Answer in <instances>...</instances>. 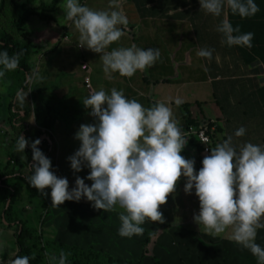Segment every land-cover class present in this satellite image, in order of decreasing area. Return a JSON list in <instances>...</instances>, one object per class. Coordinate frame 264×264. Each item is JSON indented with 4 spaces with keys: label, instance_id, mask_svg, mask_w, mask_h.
<instances>
[{
    "label": "clouds",
    "instance_id": "1",
    "mask_svg": "<svg viewBox=\"0 0 264 264\" xmlns=\"http://www.w3.org/2000/svg\"><path fill=\"white\" fill-rule=\"evenodd\" d=\"M199 9L212 16H221L224 9L240 18L252 17L259 8L255 0H198ZM64 19L71 22L79 33V46L100 54L102 71L109 78L112 73L131 77L137 71L151 67L160 56L157 48H140L135 44L114 47L125 33L128 19L119 10V0H110L109 7L116 10H92L79 0H63ZM216 31L222 34L227 46L252 47L253 33L238 35L225 18ZM22 53L11 56L0 50V77L5 71L16 70ZM197 55L212 59V49L201 48ZM34 77L26 76V82ZM26 93L17 90L15 98L21 104ZM179 106L183 101L175 98ZM94 123L81 124L74 133L79 147L66 159L73 173L84 166L88 174L75 177L69 189L65 177H57L51 169L50 159L37 147V138L29 143L23 135L16 140V151L31 149L28 185L43 194L45 188L51 205L57 207L65 201L78 202L81 197L91 202L94 209L104 212L115 206L123 209L118 215V235L131 238L144 232L146 220L163 223L158 210L168 196L174 193L175 184L183 176V191L198 199V212L192 219L212 236L229 233V239L264 264V247L255 242L258 229L264 228V144L244 142L233 144V136L241 137L245 128L236 129L233 136L209 149L194 171V160L180 155L187 144L182 128L173 117L168 104L155 102L144 107L135 99L124 96L115 88L106 92L94 90L82 102ZM91 181V185L84 183ZM61 251L58 256H48V264H68ZM29 256H15L7 264H29Z\"/></svg>",
    "mask_w": 264,
    "mask_h": 264
},
{
    "label": "crops",
    "instance_id": "2",
    "mask_svg": "<svg viewBox=\"0 0 264 264\" xmlns=\"http://www.w3.org/2000/svg\"><path fill=\"white\" fill-rule=\"evenodd\" d=\"M59 1L51 0L46 3L36 0L34 4L38 5L31 6L32 9L38 10L45 7L47 10L43 15L46 17L30 14L22 26L23 31L27 30V33L42 31L50 41L48 47L51 48L62 34V27L68 29V37L69 34L76 35L69 38L70 41L79 37V33L71 22H59L56 19L55 14L60 10ZM89 1L79 0L81 4L92 10H105L108 3V0H94L93 4ZM101 3L103 6L100 7ZM119 9L130 23L124 35L111 44L106 51L114 47H128L135 44L140 48H157L160 56L151 67L143 72L137 71L131 77H121L117 73H112L109 78L102 71L100 54L79 46L80 51L90 54L91 58L86 62L90 68L89 71H93L91 68L93 65L100 67L98 73L101 77V86L95 87L96 90L101 88L106 92L112 88L122 90L125 97L137 100L144 107H146L145 101L150 105L157 101L168 104L173 117L187 138V144L180 155L194 160V171L201 167L200 162L203 157L209 155V153L201 154L203 146L200 144L202 148L198 147V140L194 134V130L200 125L209 124L213 127L210 133L212 142L209 146L211 149L228 136H233L234 131L245 124L244 120L250 116L257 129L245 132L241 137L233 136V144L241 145L236 143L243 139L253 144H264V109L258 94V89L264 85V65L260 60L246 64L239 46L229 47L222 43V34L216 31V27L222 19L228 20L226 8L221 16H212L199 9L198 0H119ZM49 29L52 32H48ZM78 44L79 40L77 46ZM201 48L212 49L211 60L197 55ZM62 51L61 49L55 51L57 54L46 55L45 66L48 74L57 62H62L60 59L64 55ZM60 70L57 75L63 72L61 76L63 81L71 76L68 67H62ZM139 75L142 80L133 81L132 78ZM74 86L68 88L65 96L61 98L64 105H69L63 114L67 115L71 112L70 123L68 124L63 118L60 121V128L57 127V122L55 130L50 129L51 134L54 132L57 137L58 135L60 137L61 151L64 156L61 163L67 167L65 172H60V174L68 180L69 189L74 187L76 176L83 178L89 171V169L81 168L80 172L73 173L69 167L66 158L79 147L78 140L74 139V133L82 123L91 124L95 120L89 115L90 111L87 114L82 110L83 100L80 103L76 102ZM79 88L82 87L79 85ZM70 94L72 97H69ZM177 97L183 101L179 106L172 103ZM74 116L77 119L71 120ZM235 116L241 118L238 119ZM189 127L193 128L192 132ZM217 134L220 135L219 139L216 138ZM70 143H73V149H69ZM57 156L55 154L56 160ZM184 182L185 178L181 176L175 184L174 192L178 194L174 211L175 218H178L176 225L180 226V230L187 229L190 233L195 232V227L202 231V228L204 230L203 225L198 226L192 219L199 210L198 199L192 193H184ZM84 183L91 185L89 180H85ZM224 234L225 237H229L228 232ZM203 235L206 238L212 236L207 232ZM256 239H261L260 246L264 247V228L257 230L255 242ZM176 246L178 244L175 242ZM176 249L183 256L182 250L178 247ZM9 259L10 257L4 261L0 260V264H6Z\"/></svg>",
    "mask_w": 264,
    "mask_h": 264
},
{
    "label": "rangeland",
    "instance_id": "3",
    "mask_svg": "<svg viewBox=\"0 0 264 264\" xmlns=\"http://www.w3.org/2000/svg\"><path fill=\"white\" fill-rule=\"evenodd\" d=\"M42 1L46 3L51 2V0ZM89 2L93 4L95 1L90 0ZM109 4L110 0H108L105 10H116L114 8H110ZM35 5L38 4H33L32 6ZM101 6H103L102 3L100 4V7ZM59 7L60 10L57 14H55V17L59 22H65L66 20L63 18V0L59 1ZM29 8H31V6ZM32 14H35L38 17L42 16L41 10L32 11ZM67 23H69V21ZM129 23L130 22L128 21V24ZM2 24L5 28L6 23L4 24L3 22ZM42 25L45 26V24ZM129 27L131 28L130 25ZM57 28L59 29V27ZM48 32H52V30L49 29ZM58 33L60 34V31ZM27 34L28 41L34 47L39 46L36 47L39 51L36 54H33L29 61L32 64L30 71L32 76V74L36 75L42 72V69L45 66V59L47 58L46 55L51 56L57 53H55V50H52L53 47H48V43L50 41H48L42 31L39 33L31 31ZM72 36L76 35L69 34V38ZM61 38L62 34H60L58 38L61 42L58 46L63 50L62 53L64 54L60 57L62 62H57L52 70H50L51 73L46 78V83L52 82L62 67H68L70 69V72H68L71 76H69L65 81L61 79L59 86L55 88V93L60 98H63L66 93L65 91L75 85L74 95L76 97V102L80 103V101L84 100L91 94L92 91L96 90L95 87L101 86V77L98 73V71H100V67L98 65L91 66V68H93L92 72L82 70L80 60L85 59L86 54L80 51L78 48L79 45L77 46L79 37L72 41H62ZM83 76H88L90 88L85 87ZM132 79L133 81L138 79L142 80L141 75ZM79 85L82 88H79ZM27 92L28 91H25L24 93L27 95ZM69 97H72V95L70 94ZM2 105L6 106V102ZM82 110L86 111L87 114L88 111H90V109H86L84 106L82 107ZM0 111V122H4L6 117L5 108L0 106ZM236 118L240 119L241 117ZM252 120L253 118L250 116H247L244 120L243 123L245 124L242 126L245 128V132L257 129L256 124L253 123ZM26 122L29 126V133H27V135L33 134L32 132L35 133L34 128L37 126V118L31 115ZM82 124L86 123L84 122ZM5 126L6 125L0 126V171L4 168L9 171L12 169V166L16 164L23 168V173L28 174L26 168L24 167L25 157L23 152H18L17 156H13L11 154L13 144H9L8 146L7 144H5V146L1 144L3 143L2 141H7L9 143L8 135L7 137L5 136L8 127ZM46 137L47 136L41 138L44 139ZM216 138L219 139L220 135L217 134ZM52 140L53 142H51L50 145L53 149L54 156L55 154L58 155L57 163L59 164V171L64 173L67 167L61 163L64 156L61 151V141L59 135L57 137L56 133L52 132ZM28 142L31 143L30 141ZM244 142L245 141L243 139L238 141L236 144H242ZM77 145L79 146V141L77 142ZM25 147L28 146L26 145ZM68 147L69 149H73V143H70ZM81 168L86 167L82 166ZM55 173L57 177H61V174L57 170H55ZM49 191L50 189L45 188L43 190V194H41V192L35 190L31 200L24 198L20 202V209L23 212V216L27 221L28 227L34 230V235H37L35 237L40 246H37L36 248H43L42 252L40 251L39 254L40 259H44L43 264H48V256L50 253L59 255L61 251H64L66 254L70 253V255L67 256V261L74 259L77 264H114L116 259L136 260L138 258L140 252V242L143 240L144 234L142 233L139 236L133 235L131 238L121 237L118 235L117 230L120 226L118 215L123 211V209L119 208V206H115L113 210L104 212L100 209H94L91 202L86 201L83 197H81L78 202L65 201L63 204L53 207L47 195ZM177 201L178 194H175V192L170 194L166 202L163 205H160L158 209L162 213L164 222L158 223L146 220L142 226L151 230H155L158 227L163 228L165 226H169L168 233L171 236L172 242L174 244L175 242L178 244L176 247L182 250V257L185 260L184 264H257L256 257H254L248 250L242 248L235 242H232L228 236L225 237V234L206 238L205 235H203L206 233L203 228L202 231H200L197 227H195L194 233H190L187 229L183 228L180 230V226L177 227L176 225L178 218H175L174 214L177 206L175 202ZM46 204L48 205L49 215L47 218H44L41 215V212L42 206ZM13 232V228L0 226V252H2V254L6 250L14 249V244L12 243L11 238V236H13ZM40 234H42V236H40ZM225 238H227L226 242ZM59 243L63 247L58 246ZM256 243L261 245V239H256ZM72 246H76L75 250L66 249H73ZM149 247V251H152L151 248L153 247V243L150 244ZM179 255L181 256V252H179ZM145 264H154V262L152 259L148 258Z\"/></svg>",
    "mask_w": 264,
    "mask_h": 264
},
{
    "label": "trees",
    "instance_id": "4",
    "mask_svg": "<svg viewBox=\"0 0 264 264\" xmlns=\"http://www.w3.org/2000/svg\"><path fill=\"white\" fill-rule=\"evenodd\" d=\"M36 0H0V50L6 51L9 56L22 53L19 57V64L16 70L5 71L3 77H0V106L5 108L6 117L4 122H0V126L8 127L5 136L9 137V143L2 141V145H12L11 154L17 156L16 140L19 135H23L26 140L32 142L39 139L40 143L37 146L42 153L50 159L52 171L57 170L59 173V164L54 156L53 149L51 148L52 134L50 129L55 130L60 128V121L64 118L70 123L71 112L67 115L63 114L66 111L62 99L55 93V88L59 86L63 72L55 77L52 82L46 83V78L49 76L46 66L39 74H32L34 77L30 82H26V76H31L30 71L32 64L29 62L33 54H36L39 49L32 46L28 41V34L23 31L22 26L32 11L35 9L29 8ZM259 11L252 17L240 18L234 15L227 9L228 21L232 26L239 27V33L251 32L253 33L252 47L239 46L240 52L246 64H251L256 60H260L264 65V0H255ZM42 15L47 10L45 7L39 8ZM44 16V15H43ZM46 17V16H44ZM6 23L4 28L3 23ZM62 41L69 40L67 35L68 29L62 28ZM61 42L58 40L53 46L52 50L59 51L61 48L58 46ZM85 53V52H82ZM86 54V58L80 60L87 68L89 66L86 62L90 60V54ZM50 66V63H48ZM84 70V69H82ZM61 71V70H60ZM85 71V70H84ZM84 78V77H83ZM84 81V80H83ZM85 85V83H84ZM86 87V86H85ZM22 89L23 92L28 91L25 96V102L21 104L16 100L15 94L17 90ZM90 94V93H89ZM259 99L264 109V85L258 89ZM6 102V106L2 105ZM146 102V107H151L149 102ZM1 112V111H0ZM37 118V126L34 128L35 133L28 134V124L26 120L30 116ZM77 117H72L71 120H76ZM198 125V124H196ZM50 132V133H49ZM42 135L47 136L41 139ZM30 137V138H29ZM199 148H202L200 143ZM25 168L28 174L23 173V168L19 165H13L11 170L5 168L0 171V226L13 228L12 243L14 249L6 250L3 254L0 252V260L4 261L8 257L10 259L15 256H29V264H43L44 259H40V251L43 248L37 249L38 241L34 235V230L28 227L27 221L23 216L20 209V202L22 199H30L36 190L30 187L25 180L30 174L28 166L33 163L31 160V149L25 147L23 150ZM56 174V173H55ZM48 205L42 206L41 215L47 218L49 215ZM144 228V238L140 242V252L136 260L130 259H116L114 264H145L148 258L152 259L154 264H184L182 256L179 255L175 244L172 242L171 236L168 233L169 226L158 227L155 230ZM42 236V234H40ZM226 242V240H225ZM233 242V241H232ZM153 247L150 250V244ZM155 244V246H154ZM58 246L63 247L60 243ZM75 250L76 246H72ZM50 255H54L50 253ZM58 256V255H56ZM68 264H77L76 260L70 259Z\"/></svg>",
    "mask_w": 264,
    "mask_h": 264
},
{
    "label": "built area",
    "instance_id": "5",
    "mask_svg": "<svg viewBox=\"0 0 264 264\" xmlns=\"http://www.w3.org/2000/svg\"><path fill=\"white\" fill-rule=\"evenodd\" d=\"M81 68L84 69L85 71H89V69L83 63L81 64ZM83 80H84L85 86L87 88H90L88 76H84ZM189 130L190 132H192L193 128L189 127ZM212 130H213V127H211V125L209 124L200 125L197 129L194 130V134L198 142L203 146V148L201 149V154L205 155L209 153V149H210L209 145L212 142L210 133L212 132Z\"/></svg>",
    "mask_w": 264,
    "mask_h": 264
},
{
    "label": "water",
    "instance_id": "6",
    "mask_svg": "<svg viewBox=\"0 0 264 264\" xmlns=\"http://www.w3.org/2000/svg\"><path fill=\"white\" fill-rule=\"evenodd\" d=\"M45 135H42V137H44ZM42 139V138H41Z\"/></svg>",
    "mask_w": 264,
    "mask_h": 264
}]
</instances>
